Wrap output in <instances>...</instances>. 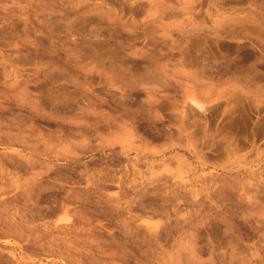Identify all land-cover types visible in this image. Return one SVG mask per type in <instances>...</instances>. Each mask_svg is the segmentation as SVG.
<instances>
[{"label":"rangeland","instance_id":"374dc122","mask_svg":"<svg viewBox=\"0 0 264 264\" xmlns=\"http://www.w3.org/2000/svg\"><path fill=\"white\" fill-rule=\"evenodd\" d=\"M0 264H264V0H0Z\"/></svg>","mask_w":264,"mask_h":264},{"label":"bare ground","instance_id":"6f19581e","mask_svg":"<svg viewBox=\"0 0 264 264\" xmlns=\"http://www.w3.org/2000/svg\"><path fill=\"white\" fill-rule=\"evenodd\" d=\"M192 103L197 107V108H199V110H201L202 108H203V103L201 104L199 101H197V100H195V99H193L192 98ZM65 219V218H64ZM69 219H67V221H68ZM66 221V220H65Z\"/></svg>","mask_w":264,"mask_h":264}]
</instances>
